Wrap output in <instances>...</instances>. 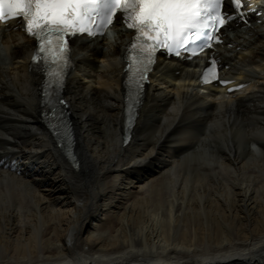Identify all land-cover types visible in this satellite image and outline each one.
<instances>
[{"label":"bare ground","instance_id":"obj_1","mask_svg":"<svg viewBox=\"0 0 264 264\" xmlns=\"http://www.w3.org/2000/svg\"><path fill=\"white\" fill-rule=\"evenodd\" d=\"M258 20L222 54L243 91L203 92L196 66L161 62L131 129L129 35L76 41L61 137L29 71L34 43L0 29V264H264Z\"/></svg>","mask_w":264,"mask_h":264},{"label":"snow or ice","instance_id":"obj_2","mask_svg":"<svg viewBox=\"0 0 264 264\" xmlns=\"http://www.w3.org/2000/svg\"><path fill=\"white\" fill-rule=\"evenodd\" d=\"M229 7H225V5ZM244 0H0V22L23 20L27 33L38 42L34 61L41 58L47 64L67 65L70 62V41L65 36L86 34L103 35L104 27L114 22L117 12L129 29L135 31L129 51V72L141 87L155 62L157 50L181 56L182 51L196 54V48L211 47V40L220 43L218 32L234 19L247 24ZM119 21V17L117 18ZM202 36L209 38L205 45H197ZM58 85L63 83V72L57 71ZM204 80H218L217 65L213 60L206 69ZM228 84L229 81H219ZM229 91H232L229 89ZM47 95V84H45ZM60 104L66 105L61 99ZM49 128L59 137L57 125Z\"/></svg>","mask_w":264,"mask_h":264}]
</instances>
